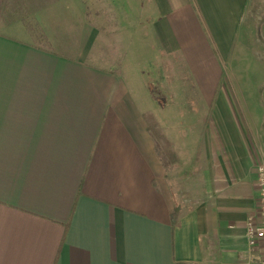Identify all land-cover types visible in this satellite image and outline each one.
<instances>
[{
	"label": "crops",
	"instance_id": "1",
	"mask_svg": "<svg viewBox=\"0 0 264 264\" xmlns=\"http://www.w3.org/2000/svg\"><path fill=\"white\" fill-rule=\"evenodd\" d=\"M247 3L152 0L155 34L194 81L152 111L147 83L136 94L88 59L83 0H0V264L257 263L246 219L259 211L264 85L228 82L224 66ZM131 9L142 26V0ZM145 111L178 154L169 170Z\"/></svg>",
	"mask_w": 264,
	"mask_h": 264
},
{
	"label": "rangeland",
	"instance_id": "2",
	"mask_svg": "<svg viewBox=\"0 0 264 264\" xmlns=\"http://www.w3.org/2000/svg\"><path fill=\"white\" fill-rule=\"evenodd\" d=\"M83 2L81 16L92 19L82 26L78 38L83 47L92 48L88 59L99 66L127 73L125 77L135 86L136 94L142 95L147 83L148 100L144 99L146 102L142 104V95V107L153 111L160 101L184 98L188 93L186 86H194V81L182 52L164 48L155 34L152 20L158 12L151 5L152 0H142V26L134 25L139 22V16L132 9L127 10L129 0ZM90 3L93 10L86 11ZM193 62L199 71L203 70L199 56ZM224 63L228 82L264 85V0H248ZM197 96L195 92L194 97Z\"/></svg>",
	"mask_w": 264,
	"mask_h": 264
},
{
	"label": "trees",
	"instance_id": "3",
	"mask_svg": "<svg viewBox=\"0 0 264 264\" xmlns=\"http://www.w3.org/2000/svg\"><path fill=\"white\" fill-rule=\"evenodd\" d=\"M143 117L146 122L147 130L154 140L156 153L160 157L164 168L166 170L171 169L178 160V154L173 143L166 136L153 112L145 111ZM172 215L173 221L176 223L175 221H177L179 210L175 208Z\"/></svg>",
	"mask_w": 264,
	"mask_h": 264
},
{
	"label": "built area",
	"instance_id": "4",
	"mask_svg": "<svg viewBox=\"0 0 264 264\" xmlns=\"http://www.w3.org/2000/svg\"><path fill=\"white\" fill-rule=\"evenodd\" d=\"M257 183L259 187V211L250 214L246 219V233L248 244L252 248H263V254L256 264H264V159H261L256 167Z\"/></svg>",
	"mask_w": 264,
	"mask_h": 264
}]
</instances>
